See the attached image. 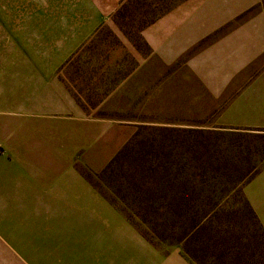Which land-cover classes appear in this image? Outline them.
<instances>
[{
    "label": "rangeland",
    "instance_id": "obj_1",
    "mask_svg": "<svg viewBox=\"0 0 264 264\" xmlns=\"http://www.w3.org/2000/svg\"><path fill=\"white\" fill-rule=\"evenodd\" d=\"M179 1L121 0L50 75L16 51L5 53L0 126L12 122L9 139L29 144L30 168L47 179L72 163L151 245L152 264H264V235L244 191L264 167V130L224 128L213 114H192L181 84L174 98L151 106L149 67L139 70L142 99H134V54H150L141 31ZM57 80L85 111L86 130L66 128L75 116L57 115ZM4 150L0 142V155ZM49 155L57 162L48 163Z\"/></svg>",
    "mask_w": 264,
    "mask_h": 264
},
{
    "label": "crops",
    "instance_id": "obj_2",
    "mask_svg": "<svg viewBox=\"0 0 264 264\" xmlns=\"http://www.w3.org/2000/svg\"><path fill=\"white\" fill-rule=\"evenodd\" d=\"M120 2L0 0V58L16 51L17 58L42 64L50 75L63 57L110 19ZM141 35L150 54L144 59L134 54L139 62L133 72L135 100L142 99L139 70L149 67L151 106L161 96L174 98L181 84L187 88L188 96L182 94L192 114H213L214 125L224 128L264 130V0H182ZM153 62L166 72L159 73ZM139 104L135 103V113L141 112ZM57 106V115L75 116L64 122L66 128L86 130L85 111L62 90L59 80ZM2 122L0 264L155 261L151 245L72 163L53 180L47 179L44 172L30 168L29 144L9 139L12 122ZM86 138L83 134L82 140ZM44 159L57 162L50 155ZM244 191L264 227V168Z\"/></svg>",
    "mask_w": 264,
    "mask_h": 264
},
{
    "label": "trees",
    "instance_id": "obj_3",
    "mask_svg": "<svg viewBox=\"0 0 264 264\" xmlns=\"http://www.w3.org/2000/svg\"><path fill=\"white\" fill-rule=\"evenodd\" d=\"M182 0H180L179 2H181ZM179 2H177V3H175L173 6H171V7H169V8H167L165 11H163V12H161L159 15H157L152 21H150L146 26H148L149 24H151L152 22H154L157 18H159V17H161L162 15H164L166 12H168L170 9H172L176 4H178ZM145 26V27H146ZM144 27V28H145ZM143 28V29H144ZM264 168V167H263ZM260 171H258L255 175H257L258 173H259ZM253 178V177H252ZM251 178V179H252ZM245 199H246V197H245ZM246 202H247V205H248V207H249V209H250V211H251V213L253 214V216H254V219L256 220V222L258 223V225H259V227H260V229H261V231H262V234L264 235V227H263V225L261 224V222H260V220H259V218H258V216H257V214L255 213V211L252 209V207H251V205L249 204V202H248V200L246 199ZM199 225V224H198ZM197 225V226H198ZM143 235L147 238V240H149V241H153L152 240V238H150L147 234H144L143 233ZM157 238H158V236H156ZM182 241V240H181ZM242 263V262H241ZM241 263H239V264H241Z\"/></svg>",
    "mask_w": 264,
    "mask_h": 264
}]
</instances>
